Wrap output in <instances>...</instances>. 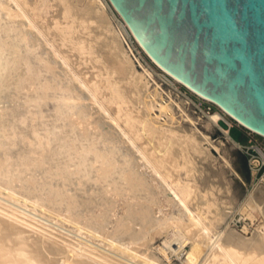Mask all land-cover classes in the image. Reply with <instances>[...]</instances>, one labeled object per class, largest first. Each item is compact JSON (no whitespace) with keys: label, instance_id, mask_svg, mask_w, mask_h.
<instances>
[{"label":"bare ground","instance_id":"1","mask_svg":"<svg viewBox=\"0 0 264 264\" xmlns=\"http://www.w3.org/2000/svg\"><path fill=\"white\" fill-rule=\"evenodd\" d=\"M51 1L0 0V264H161L158 236L190 245L184 264H264V192L242 204L262 216L244 237L221 228L224 197L205 175L222 146L209 127L234 142L235 118L219 107L202 130L109 0Z\"/></svg>","mask_w":264,"mask_h":264},{"label":"water","instance_id":"2","mask_svg":"<svg viewBox=\"0 0 264 264\" xmlns=\"http://www.w3.org/2000/svg\"><path fill=\"white\" fill-rule=\"evenodd\" d=\"M145 52L264 137V0H109Z\"/></svg>","mask_w":264,"mask_h":264},{"label":"rangeland","instance_id":"3","mask_svg":"<svg viewBox=\"0 0 264 264\" xmlns=\"http://www.w3.org/2000/svg\"><path fill=\"white\" fill-rule=\"evenodd\" d=\"M50 2L52 1L50 0ZM113 10L115 13V16H112L113 23L117 25L120 23L121 17L114 8ZM44 11V21H50L57 15L54 7H48ZM122 22L123 21H121L120 23L121 25ZM135 46L139 50L142 59L149 62L151 66L155 68L156 72L159 74L157 75V78L161 83H163L162 85L164 88L171 89L174 95L178 94L182 97H184V95H187L188 97H190L191 100L187 105V109L193 116L199 118V127L202 128V130H206L204 121H206L208 114L221 109L213 102L198 97L197 94L192 92L181 82H176V85L172 86L163 81L161 79V75L162 73L165 74V72L162 71L149 58V56L141 50L138 45L135 44ZM134 52L136 53V51ZM71 53L72 52L70 51V54ZM74 54L75 55L72 56V59L75 61H79L75 51ZM77 65L78 64L76 63V66ZM79 67L84 72L86 71L88 73L92 70V68H89L88 65L84 64H81ZM87 68H89L90 71L85 70ZM224 117L230 123L227 126V129L234 142L228 141L217 125L212 124L209 127L207 134L210 135L213 140H215V144L219 140H221L222 146H218L219 150H216V148H212V159H210L211 162H207L208 164L205 162V175L209 176V178H211V180L215 182L216 187H218L219 189L222 188L220 190L217 189L216 195L224 197L222 198L223 200L221 199L224 202L222 205L223 207H226L225 210L226 212H228V216H226L225 222L222 224L221 228L230 229L231 231H234L238 235L244 237H250L261 224L262 216L259 213L255 214L254 217L248 216L247 212L244 211V207H242V204L249 194L258 196L260 193L264 192V167H261L260 160L257 161L256 158H252L250 155H247L246 150L248 147L250 148L251 146H258V148L260 147L259 149L264 151V137L244 126L229 115L225 114ZM225 158L229 159L231 167H227L223 163ZM214 172H216L217 174L215 175ZM202 183L203 182L201 181L198 182V184H201V187L204 186ZM228 186L229 191H227L226 193L225 190ZM225 195H232V202H228L229 200L225 198ZM163 238L164 236H158L155 240L152 241L150 247V249L153 247L151 250H153L154 253L161 259V264H184L186 261L185 259L187 256V251L190 249V245L187 244L181 249L177 250L178 245L177 241H175L173 247L168 248L167 246H165V244H163ZM159 246H161L165 250L166 255L156 248Z\"/></svg>","mask_w":264,"mask_h":264},{"label":"built area","instance_id":"4","mask_svg":"<svg viewBox=\"0 0 264 264\" xmlns=\"http://www.w3.org/2000/svg\"><path fill=\"white\" fill-rule=\"evenodd\" d=\"M121 21H123L122 18H121ZM121 21H120V23H121ZM126 42L133 48V51H136L135 54H137L141 58V60L143 61L141 54H140L139 50L136 48L135 44L138 45L143 52H144V50L142 49V46L138 43V41L136 40L134 35L131 33V31H129V33L126 34ZM246 153H247V155H250L252 158H256L257 161L260 160L261 161V167H264V151L263 152L259 151L258 146H251L250 148L248 147L246 150Z\"/></svg>","mask_w":264,"mask_h":264}]
</instances>
